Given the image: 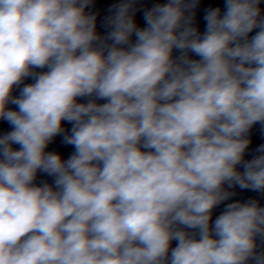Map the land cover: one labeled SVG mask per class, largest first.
<instances>
[{"label":"clouds","instance_id":"clouds-1","mask_svg":"<svg viewBox=\"0 0 264 264\" xmlns=\"http://www.w3.org/2000/svg\"><path fill=\"white\" fill-rule=\"evenodd\" d=\"M136 3L0 0V264H264L261 0Z\"/></svg>","mask_w":264,"mask_h":264}]
</instances>
